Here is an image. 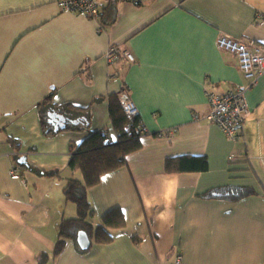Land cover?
<instances>
[{"label": "crops", "instance_id": "0c3cea01", "mask_svg": "<svg viewBox=\"0 0 264 264\" xmlns=\"http://www.w3.org/2000/svg\"><path fill=\"white\" fill-rule=\"evenodd\" d=\"M58 2L0 0V264L54 252L61 222L78 216L64 194L69 179H82L69 168L71 146L91 132L117 140L108 98L121 92L137 107L142 148L88 194L96 224L120 207L127 227L85 254L70 240L47 264H174L179 255L183 264H264V74L246 93L251 114L238 141L205 120L208 93L246 85L237 57L218 49L219 32L264 45V0H97L96 20ZM111 46L135 61L108 62ZM52 91L56 105L91 107L90 132L43 135L38 106ZM7 137L32 167L58 175L13 174ZM183 155L206 156L209 171L165 173L166 159ZM229 186L256 195L207 199Z\"/></svg>", "mask_w": 264, "mask_h": 264}, {"label": "trees", "instance_id": "16d2710c", "mask_svg": "<svg viewBox=\"0 0 264 264\" xmlns=\"http://www.w3.org/2000/svg\"><path fill=\"white\" fill-rule=\"evenodd\" d=\"M108 9L110 11L106 13H108L107 17L110 18V21L106 24L112 25L114 21L116 22L117 17L113 15V19H111V12L114 8L108 7L104 11ZM54 97L55 91H52L38 106L40 124L45 137L52 138L63 132L84 133L91 131L93 122L91 107H77L70 103L59 106L54 103ZM102 100L103 98L100 99V101ZM108 103L110 120L118 141L108 142L109 133L99 131L89 133L80 146H71L72 157L69 168L75 173H80L82 179H69L64 188V194L67 201L76 204L78 216L61 222L54 252L52 254L41 253L37 258L38 264H47L50 259L57 260L68 241L72 240L77 243L80 232H85L91 241V247L88 250H82L77 244L78 251L85 254L93 246L113 243L117 239L118 233L127 227L125 213L120 207L108 211L102 216L100 223L96 224L94 221L95 209L88 194L91 188L101 183L104 175L127 165V158L142 148V138L146 135V133L140 135L134 133L132 126H143V123L139 114L132 119V122L124 113L119 94L110 95ZM59 122L64 125V128L56 129ZM7 142L12 145L15 151L13 161L20 168L19 175L21 177L25 176L23 170H31L42 176L55 177L58 175L56 171L35 169L29 164L27 156L22 153L19 141L7 137ZM22 159L25 160L21 162ZM207 171H209V161L203 155H183L168 158L165 161V173L167 174L204 173ZM255 195L256 192L251 187L229 186L210 191L206 197L209 200L221 199L236 203ZM134 240L139 244L138 237H135Z\"/></svg>", "mask_w": 264, "mask_h": 264}, {"label": "built area", "instance_id": "2783aa9c", "mask_svg": "<svg viewBox=\"0 0 264 264\" xmlns=\"http://www.w3.org/2000/svg\"><path fill=\"white\" fill-rule=\"evenodd\" d=\"M58 5L67 12H76L96 20L100 15L97 0H58ZM220 51L228 52L238 59L239 69L243 74L246 85H241L225 95L217 96L208 93L211 106L206 119L210 124L217 125L227 139L238 141L243 133L244 124L251 114L246 93L254 87L264 74V45L247 38H234L224 32H219L216 41ZM108 62H118L127 59L134 62V56L120 46H111L106 53ZM124 113L132 119L138 114L137 107L128 92L119 94ZM199 120V118H197ZM133 122V121H132ZM132 126V124H131ZM135 134H144L143 126H132ZM108 142H116L110 134ZM234 157H230L232 159ZM234 161V160H232ZM12 173L18 175L20 168L13 164ZM174 264H183V257L179 255Z\"/></svg>", "mask_w": 264, "mask_h": 264}, {"label": "water", "instance_id": "95a60500", "mask_svg": "<svg viewBox=\"0 0 264 264\" xmlns=\"http://www.w3.org/2000/svg\"><path fill=\"white\" fill-rule=\"evenodd\" d=\"M64 128V125L60 122L57 123L56 129ZM25 159H22L23 162ZM77 243L82 250H88L91 247V241L85 232H80L77 238Z\"/></svg>", "mask_w": 264, "mask_h": 264}, {"label": "rangeland", "instance_id": "374dc122", "mask_svg": "<svg viewBox=\"0 0 264 264\" xmlns=\"http://www.w3.org/2000/svg\"><path fill=\"white\" fill-rule=\"evenodd\" d=\"M229 160L232 161V160H235L234 158L230 159V156H229Z\"/></svg>", "mask_w": 264, "mask_h": 264}, {"label": "clouds", "instance_id": "9594fccd", "mask_svg": "<svg viewBox=\"0 0 264 264\" xmlns=\"http://www.w3.org/2000/svg\"><path fill=\"white\" fill-rule=\"evenodd\" d=\"M118 141V137H117V140H116V142Z\"/></svg>", "mask_w": 264, "mask_h": 264}]
</instances>
